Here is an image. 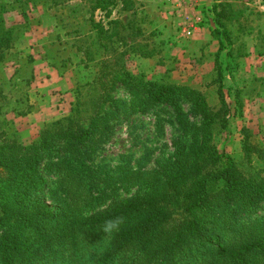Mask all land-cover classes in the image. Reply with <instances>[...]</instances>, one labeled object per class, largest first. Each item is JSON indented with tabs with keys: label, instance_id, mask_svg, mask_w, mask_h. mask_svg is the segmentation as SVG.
Instances as JSON below:
<instances>
[{
	"label": "trees",
	"instance_id": "16d2710c",
	"mask_svg": "<svg viewBox=\"0 0 264 264\" xmlns=\"http://www.w3.org/2000/svg\"><path fill=\"white\" fill-rule=\"evenodd\" d=\"M94 1L99 10L112 2ZM216 4L210 13L217 11ZM91 21L104 36L103 26ZM12 33L0 30V60L13 46ZM211 35L217 37L213 30ZM220 77L222 105L216 110L198 90L147 81L127 69L107 75L101 70L91 97L78 98L69 116L46 124L31 144L1 140L0 181L10 196L0 200V222L16 221L19 232L1 236L0 264H264V215H259L264 209V165H254L264 151L252 144L248 132L240 161L220 154L214 145L215 127L227 123ZM117 83L133 95L132 112L170 107L176 114L184 139L160 170L119 168L107 174L88 163L89 149L110 138L119 121L117 112L106 108ZM184 102L191 104L199 124L190 122ZM42 166L59 177L57 189L65 194L60 211L38 198L47 183ZM119 183L148 190L87 215L99 201L96 191ZM115 216L126 222L98 253L103 222Z\"/></svg>",
	"mask_w": 264,
	"mask_h": 264
},
{
	"label": "rangeland",
	"instance_id": "374dc122",
	"mask_svg": "<svg viewBox=\"0 0 264 264\" xmlns=\"http://www.w3.org/2000/svg\"><path fill=\"white\" fill-rule=\"evenodd\" d=\"M215 1L217 11L207 15L210 33L180 38L185 19L171 0H112L107 10L96 9L94 0H0V30L13 31V46L0 60V143L8 138L31 144L46 124L69 116L78 98L91 97L101 70L107 75L127 69L147 81L198 90L216 110L222 105V75L227 123L215 127L214 145L220 154L240 161L248 132L252 144L264 151V0ZM92 19L103 26L104 36ZM133 98L116 84L106 108L116 111L119 121L110 138L89 149L91 167L107 174L119 168L150 172L172 161L184 139L173 108L132 112ZM190 108L183 103L190 122L199 124ZM254 165H264V158H255ZM40 169L47 183L39 200L62 210L59 177ZM105 188L96 191L99 201L87 215L148 190L120 183ZM7 196L10 189L0 181V200ZM18 227L16 221L0 222V238L18 233Z\"/></svg>",
	"mask_w": 264,
	"mask_h": 264
},
{
	"label": "crops",
	"instance_id": "0c3cea01",
	"mask_svg": "<svg viewBox=\"0 0 264 264\" xmlns=\"http://www.w3.org/2000/svg\"><path fill=\"white\" fill-rule=\"evenodd\" d=\"M163 2L169 1V0H162ZM260 2L262 0H259ZM215 0H204L202 1L201 5L198 8L192 9V6L187 5L185 2L182 6H180L181 10V16L184 18H190L196 23V30L194 36H201L204 37L206 33H210V23L207 18V15H210V11L208 10L213 4L215 3ZM173 5V4H170ZM176 7V6H175ZM178 13H180L178 11ZM183 13H188L189 15H183ZM193 16V17H192Z\"/></svg>",
	"mask_w": 264,
	"mask_h": 264
},
{
	"label": "clouds",
	"instance_id": "9594fccd",
	"mask_svg": "<svg viewBox=\"0 0 264 264\" xmlns=\"http://www.w3.org/2000/svg\"><path fill=\"white\" fill-rule=\"evenodd\" d=\"M125 222H126V218L123 216H115L106 219L103 222L100 231H102L105 234V236L102 242L100 243L101 245H103V247L98 249V253H102L105 250V248L110 243V238L113 236V234L119 232L121 226L125 224Z\"/></svg>",
	"mask_w": 264,
	"mask_h": 264
},
{
	"label": "built area",
	"instance_id": "2783aa9c",
	"mask_svg": "<svg viewBox=\"0 0 264 264\" xmlns=\"http://www.w3.org/2000/svg\"><path fill=\"white\" fill-rule=\"evenodd\" d=\"M202 1L204 0H171V2L174 3V6H182L185 2L187 5L192 6V9H194V7L198 8L201 5ZM184 19L185 20L182 23L184 27L180 31L179 37L190 38L195 34L196 23L194 22V17L193 20L187 17H185Z\"/></svg>",
	"mask_w": 264,
	"mask_h": 264
}]
</instances>
